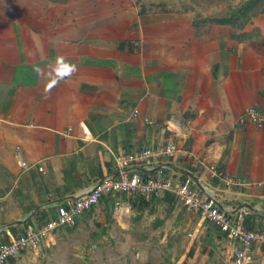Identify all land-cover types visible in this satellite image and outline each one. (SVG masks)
I'll use <instances>...</instances> for the list:
<instances>
[{
    "label": "crops",
    "instance_id": "1",
    "mask_svg": "<svg viewBox=\"0 0 264 264\" xmlns=\"http://www.w3.org/2000/svg\"><path fill=\"white\" fill-rule=\"evenodd\" d=\"M240 5L185 12L170 0H0V240L5 228L23 229L9 223L37 214L45 220L29 219L41 225L116 173L117 154L167 142L191 157H162L137 167L142 175L192 177L221 207L245 209L248 227L261 226L264 129L239 117L247 107L264 113V0L219 22ZM209 164L244 185L223 188ZM118 200L102 199L66 229L91 224L94 242L110 244L100 253L141 263L161 254L173 256L166 264H216L235 246L169 195Z\"/></svg>",
    "mask_w": 264,
    "mask_h": 264
},
{
    "label": "built area",
    "instance_id": "2",
    "mask_svg": "<svg viewBox=\"0 0 264 264\" xmlns=\"http://www.w3.org/2000/svg\"><path fill=\"white\" fill-rule=\"evenodd\" d=\"M245 1L247 0H236V3ZM133 114H137V110H134ZM246 122L264 129V113L254 107H247L239 117V124ZM190 155V152L174 142L117 154L114 156L116 173L104 175L81 196L58 205L55 217L41 225H29L22 230L5 228L3 239L0 240V264H13L11 259H16L23 251L37 250L43 240L57 228L74 227L83 213L97 206L103 198H112L116 205L119 204L118 198L121 195L129 199L138 196H171L186 211L197 215L235 243L227 258L216 264H255L257 249L264 250V222L261 226L248 227L245 209L232 211L230 208L221 207L216 195L206 191L200 192L192 177L175 182L160 175H142L137 169L162 157L175 160L179 157H191ZM26 165L22 160L21 166ZM38 169L42 170V167ZM204 170L208 178L219 180L223 188L244 185L243 180L224 172L215 164L205 165ZM194 176L197 177L196 174ZM262 258L264 259V255Z\"/></svg>",
    "mask_w": 264,
    "mask_h": 264
},
{
    "label": "rangeland",
    "instance_id": "3",
    "mask_svg": "<svg viewBox=\"0 0 264 264\" xmlns=\"http://www.w3.org/2000/svg\"><path fill=\"white\" fill-rule=\"evenodd\" d=\"M173 4V9L180 11H201L200 9L206 10L211 9V6L223 5L224 7L231 8L232 4H236V0H170ZM165 4H163L164 6ZM200 14V12H198ZM32 217L38 218L40 221H44L45 217L37 214ZM17 225H22V228L27 227L28 225H37L32 222V218L28 219L25 222L19 223ZM12 226H16L12 225ZM77 226V224H76ZM65 228V229H64ZM70 227H61L56 230L63 229L60 232L63 235V238L58 240L54 239L50 246H47L46 243L41 244V246L36 251H31V257L21 264H142L139 260V256H128V255H116V254H107L106 251L100 253V250L110 246L108 240L105 242H94V236L91 235L93 230L91 224L87 226H82L81 230L75 229L70 231L66 229ZM1 230V229H0ZM55 230V231H56ZM93 232V231H92ZM54 233V232H53ZM60 237V235H59ZM62 237V236H61ZM94 244V245H93ZM93 246L97 248H93ZM30 251H23L21 255L28 254ZM159 253V252H158ZM264 253V250L257 249L256 256ZM173 256H165L157 254L154 256H145L147 261L144 263L151 264H166L172 263ZM179 256L175 257L177 260ZM15 261V260H14ZM15 264V263H13ZM257 264H264L257 263Z\"/></svg>",
    "mask_w": 264,
    "mask_h": 264
},
{
    "label": "trees",
    "instance_id": "4",
    "mask_svg": "<svg viewBox=\"0 0 264 264\" xmlns=\"http://www.w3.org/2000/svg\"><path fill=\"white\" fill-rule=\"evenodd\" d=\"M262 0H247L237 8L235 11L234 15L228 17V18H223L219 20L221 23H231L233 19L236 17H243L247 14L248 11H250L253 7L257 6ZM264 8V6H263ZM142 197V196H138ZM107 198V197H105ZM104 199V198H103ZM14 259H11V262H13ZM142 264H151V263H142ZM163 264V263H160ZM181 264H186L185 262H182Z\"/></svg>",
    "mask_w": 264,
    "mask_h": 264
},
{
    "label": "water",
    "instance_id": "5",
    "mask_svg": "<svg viewBox=\"0 0 264 264\" xmlns=\"http://www.w3.org/2000/svg\"><path fill=\"white\" fill-rule=\"evenodd\" d=\"M63 200V199H62ZM32 216V214H29L27 217H26V220H28L30 217ZM22 221L21 220H17V221H14L12 223H9L8 226H12V225H15V224H19L21 223Z\"/></svg>",
    "mask_w": 264,
    "mask_h": 264
}]
</instances>
